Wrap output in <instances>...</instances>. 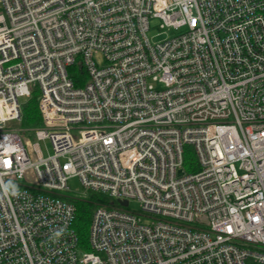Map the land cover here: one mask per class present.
I'll use <instances>...</instances> for the list:
<instances>
[{"label":"built area","instance_id":"built-area-1","mask_svg":"<svg viewBox=\"0 0 264 264\" xmlns=\"http://www.w3.org/2000/svg\"><path fill=\"white\" fill-rule=\"evenodd\" d=\"M0 7V264H264V0ZM34 94L48 156L10 126ZM73 178L108 198L89 249Z\"/></svg>","mask_w":264,"mask_h":264},{"label":"trees","instance_id":"trees-1","mask_svg":"<svg viewBox=\"0 0 264 264\" xmlns=\"http://www.w3.org/2000/svg\"><path fill=\"white\" fill-rule=\"evenodd\" d=\"M70 76L74 79L77 86H82L86 82L87 74L84 69L78 65L70 67ZM22 120L24 125L28 128L42 127L43 120L38 106V95L34 94L30 99L22 105ZM185 166H189L190 170H196L197 165L194 158L190 155L189 150L185 153ZM77 206V218L75 222V229L79 236L82 247L88 248V232L90 227V220L94 209L106 203L108 198L99 193H90L86 198L71 199Z\"/></svg>","mask_w":264,"mask_h":264},{"label":"rangeland","instance_id":"rangeland-1","mask_svg":"<svg viewBox=\"0 0 264 264\" xmlns=\"http://www.w3.org/2000/svg\"><path fill=\"white\" fill-rule=\"evenodd\" d=\"M4 13V10L2 7H0V15ZM150 31L148 32V36L151 39L152 42H158L160 40L166 39L168 37H172L175 36L177 34V32L175 30H171V29H167V28H162L161 27V20L153 18L150 20ZM96 61L100 66L104 65V60L102 55H97L96 56ZM159 87V86H157ZM27 100H24L22 102H26ZM10 126H12L13 128L22 131V135H24V137L30 139L31 143H40V146L44 152L45 156H48L49 154L53 153L52 150V145L51 142L49 140H44V141H38L37 137H36V130L37 128H41V127H37V128H33V127H27L26 125H24L23 120L20 122H14V123H10ZM190 149H192V147H189V151ZM190 155L194 158V160L196 161V158L193 154V152H189ZM190 169L189 166H185L183 169H180L179 174H185V173H190ZM69 187H70V195L74 196V197H79V198H86L89 196L90 191H85L84 188L81 186L79 179L78 178H73L69 181ZM129 207L132 210H139L140 206L139 203L132 201L130 202ZM147 218H144V221H147Z\"/></svg>","mask_w":264,"mask_h":264},{"label":"water","instance_id":"water-1","mask_svg":"<svg viewBox=\"0 0 264 264\" xmlns=\"http://www.w3.org/2000/svg\"><path fill=\"white\" fill-rule=\"evenodd\" d=\"M124 204H126V202Z\"/></svg>","mask_w":264,"mask_h":264}]
</instances>
